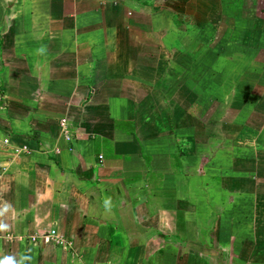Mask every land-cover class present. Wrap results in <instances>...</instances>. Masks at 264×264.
<instances>
[{"label":"crops","instance_id":"0c3cea01","mask_svg":"<svg viewBox=\"0 0 264 264\" xmlns=\"http://www.w3.org/2000/svg\"><path fill=\"white\" fill-rule=\"evenodd\" d=\"M262 5L0 0V260L264 264Z\"/></svg>","mask_w":264,"mask_h":264},{"label":"built area","instance_id":"2783aa9c","mask_svg":"<svg viewBox=\"0 0 264 264\" xmlns=\"http://www.w3.org/2000/svg\"><path fill=\"white\" fill-rule=\"evenodd\" d=\"M59 125L61 127V131H62V135L64 140L71 145L72 144V134H71V130L69 129L68 123L66 119H61L59 121ZM15 154H21V153H29L30 149L27 146H23L19 149H15L14 150ZM56 153H58V151H55ZM32 239H43L45 241L48 242H52L54 245L59 246V247H66L68 249H72L73 248V243L70 240L65 239L64 237H61L60 235H58L56 233L55 230H51L49 235H42V236H32Z\"/></svg>","mask_w":264,"mask_h":264},{"label":"rangeland","instance_id":"374dc122","mask_svg":"<svg viewBox=\"0 0 264 264\" xmlns=\"http://www.w3.org/2000/svg\"><path fill=\"white\" fill-rule=\"evenodd\" d=\"M262 6H264V5H262ZM230 20H231V18L229 19V17H226L225 16V20L223 19V20H221V22L220 23H222L223 24V26H221L220 27V29L218 30V34H219V36L220 35H223V31H225L226 30V26H228L229 25V23H230ZM234 20V19H233ZM258 22H260V21H258ZM263 22V23H262ZM261 23H262V26H264V21H262ZM218 36V37H219ZM231 38H232V36H228L227 34H225L224 33V36H223V41L221 42L223 45H224V49H225V51H226V55H227V58L228 57H230V58H242L241 57V54L239 53L238 55L236 54V53H233V52H231L230 51V46L232 45V44H230V45H228V43L226 42V40H231ZM236 39L238 38V37H235ZM240 39H242V36H240L239 37ZM256 40H257V38H256ZM263 41H264V37H263ZM213 42H215V37H214V39H213ZM228 45V46H227ZM249 47H251V46H249ZM211 55V54H210ZM252 57V56H251ZM226 58V57H225ZM244 58H247L248 59V53L246 54V55H244ZM250 59V58H249ZM252 59H254L256 62H259L260 63V61L259 60H263L264 59V50H257L256 52H255V56L254 57H252ZM214 135V134H213ZM211 151V150H210ZM228 263V262H227ZM225 264H226V261H225Z\"/></svg>","mask_w":264,"mask_h":264},{"label":"clouds","instance_id":"9594fccd","mask_svg":"<svg viewBox=\"0 0 264 264\" xmlns=\"http://www.w3.org/2000/svg\"><path fill=\"white\" fill-rule=\"evenodd\" d=\"M105 203L107 204L109 201H106ZM11 207L12 206L5 201L3 205L0 206V217H3L11 209ZM8 229L9 225L0 220V232H6ZM24 259L30 262L32 258L30 256H26ZM0 264H17V261L11 256H6L0 260Z\"/></svg>","mask_w":264,"mask_h":264}]
</instances>
